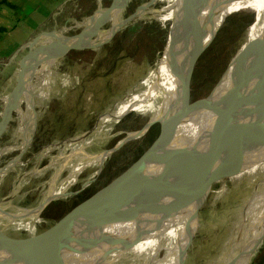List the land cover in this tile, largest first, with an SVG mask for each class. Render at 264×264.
I'll return each instance as SVG.
<instances>
[{
	"label": "rangeland",
	"instance_id": "rangeland-1",
	"mask_svg": "<svg viewBox=\"0 0 264 264\" xmlns=\"http://www.w3.org/2000/svg\"><path fill=\"white\" fill-rule=\"evenodd\" d=\"M53 1L55 4L50 3V8L55 7L56 3L58 6L53 8V12L57 13L52 19L53 22L48 21L52 23L49 24L50 28L48 29L49 25L45 22L39 21L37 27H40L30 36L28 21L20 22V18L15 15L16 12H12L11 6L6 7V10L0 8V13H4L0 15L5 19L2 26L5 31L0 34V172L5 170L4 174L0 175V200L15 193V197L21 199L18 201L20 205L35 204L40 195L47 190L48 183L63 160H58L53 155L60 152L69 154L71 150L64 148L63 143L67 140L81 135L84 148L92 136L100 149L112 151L127 132H139L146 126L148 115L135 111L124 114L110 127L111 130L97 123L100 115L114 110L117 102L126 94L136 93L142 89L139 83L145 77L146 70L153 67L158 59L170 23V20L162 21L155 15L162 7L172 3L171 0H128L119 14L123 22L112 31L110 39L99 43L98 47L64 52L53 64L48 65L50 62V59L46 58L48 56L30 54L44 41L38 38L40 32H46L48 29V32L57 31L66 36L79 35L82 23L90 17L92 11L101 7L106 9L102 11L104 15L106 12L109 13V10L116 9L119 2L65 0L66 4H63L64 1L59 5L61 0ZM141 7L143 11L139 13L138 9ZM39 12L43 16L42 10ZM164 12L159 14L164 15ZM109 14L111 15V12ZM254 16V9L243 8L225 17L217 33H214L196 61L191 78V100L205 97L209 93L212 95L227 83L232 69L230 59L236 55L240 45L245 41L246 31ZM67 18L68 20L64 21ZM106 19L98 25V31L100 30L102 34L109 31L112 26L110 17ZM29 43L31 45H28ZM122 54L126 58L125 61L111 72L117 58ZM156 68L158 69V66ZM47 69L49 78L44 80L41 77ZM154 72L150 83L152 86L156 81L154 76L157 71ZM40 90L46 92L47 98L43 99L37 95L36 91L41 92ZM22 92H25L29 96V101L34 104L32 109L26 107L27 100L20 101ZM160 128L159 122H153L142 136L122 144L107 158L99 174L84 187L81 180H85L93 170H84L81 174L77 172L73 174L74 176L70 173L67 176L66 170L59 172L54 180L55 184L65 175L69 181L79 176V181L69 187L70 195L67 198L47 201L40 212L39 218L43 221L38 224L37 229L39 231L45 229L50 223H53L52 228L62 229L85 218L91 200L148 149L158 136ZM95 129L106 133L107 140L95 137L93 135ZM26 135L32 137L28 145L25 141ZM250 137L251 134H248L244 140L243 150L240 151L242 161L237 166L227 169V173L221 174L213 182L212 192L200 210L202 216L199 221L200 231L195 237L190 264H219L218 255L227 245L225 260L235 233V230L231 231L229 228L233 223V214L228 205H223L221 199L215 202L214 196L223 188L227 191L232 189L234 180L231 176L243 169L256 143L255 140L250 141ZM263 143V137L258 134L257 144L248 163L255 154L259 162L264 160ZM48 144L56 146L55 148L45 146ZM8 147L16 149L3 151ZM35 155L43 158L36 161L32 158ZM74 159L72 157L66 160L65 166L75 163L71 161ZM52 161L54 168L48 166ZM28 171H33L30 177L20 179L19 185H14L20 174ZM222 197L223 195L220 196ZM0 212L6 211L3 208ZM262 227L260 229H264V225ZM20 234L23 235L24 232L21 231ZM114 243L116 238L112 242V247ZM162 252L160 249L159 256H162ZM103 259L108 261L107 264H112L105 252L102 253ZM247 264H264V232L258 237Z\"/></svg>",
	"mask_w": 264,
	"mask_h": 264
},
{
	"label": "bare ground",
	"instance_id": "bare-ground-1",
	"mask_svg": "<svg viewBox=\"0 0 264 264\" xmlns=\"http://www.w3.org/2000/svg\"><path fill=\"white\" fill-rule=\"evenodd\" d=\"M118 1L116 9L109 10L111 15L107 12L103 15L101 12L106 9L98 7L92 16L84 20L82 23L83 32L79 35L66 36L57 31L40 32L38 38H42L44 41L39 48L36 50L33 48L34 51H31L34 54L48 56L46 58L50 59L48 63L50 65V63L53 64L55 62L56 58L62 56L64 52L68 53L71 50L98 47L99 43H104V41L110 39L112 31L123 22L122 19L120 20L119 14L125 8L128 0ZM171 1L172 3L162 7L155 15L159 20H170V23L166 30V40L158 59L153 67L146 70L145 77L139 83L142 89L136 93L130 92L126 94L117 102L114 110L100 115L101 118L97 124L107 126V129L111 130L110 127L114 123L118 122L124 114L132 111L148 115L147 123L159 122L163 116L168 114L177 96L178 76L182 64L188 55L185 36L183 34L179 36L178 34L181 0ZM243 8L254 9L255 16L246 31L245 41L240 45L236 55L230 59L232 69L238 55L246 53L255 45L264 42V0H207L201 12V33L204 35L206 43H209L225 17ZM138 10L139 13L143 11L142 7ZM160 12H164V15H161L162 13L159 14ZM108 16L112 26L109 31L102 34L100 30L97 31L96 26L100 25ZM28 45H31V43ZM45 46L47 47L45 48ZM258 56V52H251L245 59V68L257 71L256 75H253L246 83L245 89L249 91L257 90L262 81L264 63L259 61ZM125 59L123 54L117 58L111 72L115 71ZM157 66L158 69L156 68ZM48 69L42 74L41 78L44 80L49 78ZM232 69L227 83L220 90L213 93L212 98L220 97L233 87L234 75ZM154 71H157L154 76L156 81L152 86L150 83L153 80L152 74L155 73ZM40 91H36L37 95L43 99L47 98L46 92ZM20 96V101L27 100V108L32 109L34 107L25 92H22ZM249 108L252 109V107ZM215 118V115L208 110L196 111L192 119L178 134V137L170 142L166 150L180 147L191 151L195 149L194 153L202 152ZM143 134L144 132H127L112 151L104 148L100 149L99 145L94 142V138H91L92 136H90L84 148L81 135H76L64 142V148H70L71 150L69 154L60 152L58 155H53L58 160H63H61L59 168L48 183L47 190L40 195L35 204H18L21 199L18 196L15 197V193L0 200V209L4 208V211H6L0 212V241H31L58 231V229L52 228L53 223H50L45 229L40 231L37 226L43 221L39 218L43 203L52 199L67 198L70 195L69 187L79 181V176L71 178L69 181L66 178L68 174L70 173V175L74 176L73 174L77 172L81 174L84 170H93L85 180H81L83 181L82 187L86 186L99 174L107 158L118 150L124 139H137ZM258 134H251L250 141L255 140L256 143L243 169L231 176L232 180H234L232 189L227 191L223 188L214 196L215 202H217V199H221L223 205L230 207V211L233 214V223H231L229 228L231 231L235 230L233 241L225 255V260L224 254L227 249V243L225 244L226 247L224 246V249L218 255L219 264H247L258 237L264 232L260 231L264 230L260 229L264 225V160L259 162L255 154L252 161L248 163L257 144ZM93 135L104 140L108 138L106 133H101L99 129H95ZM26 136L25 141L28 145L32 137ZM45 146H54L55 148L56 145L48 144ZM14 149L16 148L8 147L3 151ZM72 157L75 159L71 161L75 163L72 162L71 166H65L66 160ZM32 158L39 161L43 156L35 155ZM53 163L54 161L49 163L48 166L54 168ZM161 168V164L149 167L150 170L156 172L160 171ZM63 170L67 171V176L65 175L61 181L55 184L54 180H56L57 174ZM4 172L5 170H1L0 175L4 174ZM32 172L28 171L20 174L18 180L14 181V185H19L20 179L29 178ZM212 188L213 183L199 184L183 174H173L161 195L138 201L130 207L129 211L122 213L117 222L102 226L87 224L74 229L71 234L72 238L67 242L68 246L64 249L67 264H107L108 261L106 259L102 260L103 252L107 253L112 264H162L165 262L167 264H190L193 258L195 237L200 231L199 221L202 217L200 210L204 202H206V198L212 192ZM221 195H223L222 198H220ZM205 196L207 197L205 198ZM21 231L24 232L23 235L20 234ZM119 233L120 235H118ZM106 236L109 237L106 238ZM86 237H89V239H86ZM115 238L116 243L112 247V242ZM84 241L91 248H86L83 244ZM160 249L163 251L162 256H159ZM0 263L27 264L17 260L14 255L1 248Z\"/></svg>",
	"mask_w": 264,
	"mask_h": 264
},
{
	"label": "water",
	"instance_id": "water-1",
	"mask_svg": "<svg viewBox=\"0 0 264 264\" xmlns=\"http://www.w3.org/2000/svg\"><path fill=\"white\" fill-rule=\"evenodd\" d=\"M206 2L182 0L180 3L178 34L185 36L188 55L178 76L176 99L168 114L159 121L160 132L148 149L91 200L85 218L62 229L55 227L58 231L40 239L0 241L1 249L27 264H67L64 249L75 228L117 222L122 213L129 211L138 201L161 195L175 173L183 174L195 183H213L221 174L227 173V169L242 161L240 151L248 134L259 133L264 140V72L258 89L246 90V83L257 71L246 69L244 65L251 52H258L259 61L264 63V42L236 57L234 85L229 91L216 99L209 93L191 100L192 73L200 53L208 45L201 33V12ZM96 28L98 31V25ZM202 109L216 117L203 151L194 153L195 149L191 151L180 147L166 150L193 114ZM152 123H147L139 132H145ZM126 141L124 139L122 144ZM158 164L162 165L160 171L149 169L151 165ZM46 203H43L42 209ZM83 244L91 248L85 241Z\"/></svg>",
	"mask_w": 264,
	"mask_h": 264
},
{
	"label": "crops",
	"instance_id": "crops-1",
	"mask_svg": "<svg viewBox=\"0 0 264 264\" xmlns=\"http://www.w3.org/2000/svg\"><path fill=\"white\" fill-rule=\"evenodd\" d=\"M62 1V2H61ZM61 5L65 0H61ZM99 1V0H98ZM54 2V3H53ZM50 3L55 4V1L53 0H0V8L6 10V7H12V12H16L17 18L20 20V22L24 23L25 21H28V31L29 36L34 33L39 27H37L39 21L45 22L47 25L52 24L48 23V21H52L54 16L57 14L55 11L53 12V8L57 7L58 3H56L55 7L50 8ZM65 1L63 4H66ZM15 10V11H14ZM42 10L43 16L40 15V12ZM95 10L91 12L92 16L94 14ZM13 13V14H14ZM90 14V12H88ZM4 14V13H0ZM4 17L0 15V34L5 31V28H3L4 24ZM68 20L64 19V21ZM53 22V21H52ZM51 25H49L48 28H50ZM18 27V25H17ZM16 27V28H17ZM46 32H48V29H46Z\"/></svg>",
	"mask_w": 264,
	"mask_h": 264
},
{
	"label": "trees",
	"instance_id": "trees-1",
	"mask_svg": "<svg viewBox=\"0 0 264 264\" xmlns=\"http://www.w3.org/2000/svg\"><path fill=\"white\" fill-rule=\"evenodd\" d=\"M1 7V6H0Z\"/></svg>",
	"mask_w": 264,
	"mask_h": 264
}]
</instances>
